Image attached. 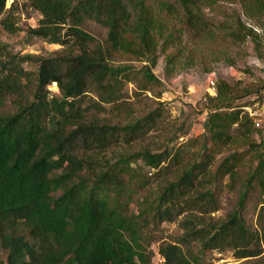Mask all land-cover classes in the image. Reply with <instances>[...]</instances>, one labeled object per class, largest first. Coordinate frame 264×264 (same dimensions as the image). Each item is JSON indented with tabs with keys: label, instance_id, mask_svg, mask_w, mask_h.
Returning <instances> with one entry per match:
<instances>
[{
	"label": "trees",
	"instance_id": "16d2710c",
	"mask_svg": "<svg viewBox=\"0 0 264 264\" xmlns=\"http://www.w3.org/2000/svg\"><path fill=\"white\" fill-rule=\"evenodd\" d=\"M30 1L42 18L28 33L61 44L65 53L38 58L34 77L17 65L0 73V264H151V241L145 230L151 223L160 225L174 219L177 201L206 176L217 144L231 142L230 130L235 124L242 140L255 131L262 136L246 151L227 156L214 174L216 180L228 176L232 188L241 179L245 191L240 194L238 208L218 227L191 228L179 242L162 244L159 251L166 264H193V253L187 255L179 243L198 240L204 250L230 249L239 259L260 256L264 136L243 113V106L234 104L253 91L236 96L229 82L217 78V92L210 96L216 110L206 121L208 139L216 147L204 146L200 160L166 185L156 203L144 198L137 211L133 210L134 196L147 187L138 160L159 169L174 155L168 150L138 152L98 169L94 160L80 157L77 150L81 142L103 139L108 126L95 119L86 122L80 103L90 84L104 103L122 99L135 70L131 65H115L118 54L144 59L148 62L144 69L147 80L159 81L153 72L158 65L157 51L162 39L168 41L162 22L178 11L168 2L154 8L150 0ZM200 1L177 0L187 29L198 36L210 27ZM7 2L0 0V16ZM240 2L263 34L242 22L233 34L238 39L251 37L260 51L264 47V0ZM1 23L12 33L20 29L9 17ZM91 23L105 30L103 39L86 29ZM33 57L28 54L23 59ZM54 82L55 93L50 89ZM144 120L128 128L140 130ZM250 152L258 156V164L247 177H241L238 170ZM202 195L217 207L214 192ZM250 211L257 214L256 222L249 220Z\"/></svg>",
	"mask_w": 264,
	"mask_h": 264
},
{
	"label": "rangeland",
	"instance_id": "374dc122",
	"mask_svg": "<svg viewBox=\"0 0 264 264\" xmlns=\"http://www.w3.org/2000/svg\"><path fill=\"white\" fill-rule=\"evenodd\" d=\"M160 2L173 4L178 13L176 16L169 15L162 22L168 41L164 43L162 39L157 51L158 65L153 72L159 81L147 80L144 69L148 62L144 59L136 60L118 54L113 61L115 65H131L135 70L133 81L125 84L122 99L104 103L98 89L90 84L80 103L85 110L86 122L95 119L108 126L103 139L92 138L86 143L81 142L77 150L80 157L94 160L98 169L138 152L160 153L168 150L174 155L159 169L145 165L142 159L138 160L137 164L146 175L147 187L134 196L132 209L136 211L138 203L144 198L156 203L166 185L177 181L186 168L195 160H200L204 146L216 147L208 139L206 130L209 114L216 110L210 99L214 96L211 95L210 80L219 78L229 82L235 88L236 96L253 91L236 100V105L254 107L264 100V69L253 64L256 57L264 60V47L259 51L251 37L238 39L233 34L239 22L252 27L260 35L263 29L246 13L240 0H201L199 8L210 24L201 36L187 29L184 11L177 0H150L154 8H158ZM6 17L20 27L17 32L12 33L3 27L1 20ZM41 18L42 14L30 0H8L6 11L0 16V73L7 66L17 65L34 77L38 71V58L65 53L61 44L28 33L29 28L38 26ZM86 29L98 39L105 37V30L93 23ZM28 54L34 57L23 59ZM211 69L214 70L209 72ZM50 89L58 92L57 84H51ZM140 120H144L140 130L128 128ZM237 128L235 124L230 130V143L217 144L218 151L214 153L206 176H201L196 187L177 201L174 219L160 225L151 223L145 230L149 232L151 241V264H166L159 251L162 244L179 242L194 227H218L238 208L240 194L245 191L241 179L232 188L228 176L216 180L214 174L227 156L235 151H246L251 142H260L262 136L255 131L252 137L242 140ZM259 129L264 136V128ZM257 164L258 156L247 153L244 164L238 170L239 175L247 177ZM207 191L218 196L217 207L202 195ZM248 216L250 221L256 222V213L250 211ZM179 245L187 255L188 251L193 253L190 257L193 264H264V239L260 256L242 259L230 249L204 250L198 240ZM2 256L0 249V258Z\"/></svg>",
	"mask_w": 264,
	"mask_h": 264
},
{
	"label": "built area",
	"instance_id": "2783aa9c",
	"mask_svg": "<svg viewBox=\"0 0 264 264\" xmlns=\"http://www.w3.org/2000/svg\"><path fill=\"white\" fill-rule=\"evenodd\" d=\"M253 64L264 69V60L259 59L258 57L254 58ZM217 80V79H216ZM216 80H210V87L212 89L211 95H215L216 90ZM244 112L252 118L256 127L264 128V100L262 104H255V106L246 105L242 107Z\"/></svg>",
	"mask_w": 264,
	"mask_h": 264
}]
</instances>
